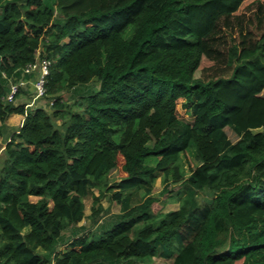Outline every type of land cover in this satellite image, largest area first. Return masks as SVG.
<instances>
[{
  "label": "trees",
  "instance_id": "obj_1",
  "mask_svg": "<svg viewBox=\"0 0 264 264\" xmlns=\"http://www.w3.org/2000/svg\"><path fill=\"white\" fill-rule=\"evenodd\" d=\"M243 2L0 0V137L24 115L0 152V264H264V31H226ZM44 57L51 111L17 101Z\"/></svg>",
  "mask_w": 264,
  "mask_h": 264
},
{
  "label": "rangeland",
  "instance_id": "obj_2",
  "mask_svg": "<svg viewBox=\"0 0 264 264\" xmlns=\"http://www.w3.org/2000/svg\"><path fill=\"white\" fill-rule=\"evenodd\" d=\"M260 5H263V8H264V0H244L243 5L241 6L239 11L237 12L241 17V20L239 21L238 19H235L234 28L226 30L228 33L227 37H228V40L230 43L233 42L231 37H234V38L236 37L235 39L240 38L241 30H243L244 33L251 32L252 35L255 37H259L261 35V33L264 31V13L262 12ZM56 15H57V17H60V13L58 11H56ZM224 67H225V65L222 63L218 68L210 70V71H206L207 77L219 74L221 72V68H224ZM204 75H205V73H204ZM89 86H92L93 88L98 87L97 83L94 85L91 84ZM77 93H79V89H76L75 91L74 90L73 91H67V92H65L64 97L68 101L74 102L75 99L78 97ZM17 101L18 102H26V103L28 101L31 102L30 96L27 94H22L20 97H18ZM39 105L45 107L49 111L52 110L51 103L48 102L45 97L37 100L36 103L32 106L35 107V106H39ZM32 106H29V107H32ZM182 109L184 111L183 113H185L184 115L189 120L192 119L191 116H189L186 113L185 108L182 107ZM17 114H19V113H17ZM15 120L16 119H14V121ZM23 121H24V119L18 123L16 121L14 123H12V122L10 123L9 119H8V121H7L8 126H6V129H5L6 134L4 136L0 137V146H1L0 152L3 150L4 145L6 144L10 133L15 131L19 126H21ZM57 123L59 124L60 121H58ZM226 129H227L228 135L232 141L238 140V138H239L238 135L230 127H227ZM183 159H184V166L186 169V174H189L191 171L190 168L194 167L195 163H197L196 157L193 153H188L186 156L183 157ZM122 163H123V158L120 157L118 167L110 173V180L111 181L118 180L126 174L122 169V166H121ZM164 186H165V182L163 181V173H159V175H158V177L154 183V193L156 195H159L160 191L163 189ZM170 187H171V189L174 190V193H175V191L178 190L179 185L178 184H171ZM95 191H96V193H99L98 189H96ZM171 197H172L171 193H167L165 195L160 196V199L164 203L162 211L166 212V211H169L171 209H175V208L179 207V202L176 199H171ZM197 197H198L199 202H211L212 201V193L210 191L198 192ZM32 199L37 200L38 197L33 196ZM101 202L103 203V205L108 210L107 212L103 213L104 216L102 218V220L106 223L112 213L120 212L121 207L118 203L111 202L109 200L108 195H104L102 197ZM85 203H86V215L87 216L85 217V219L83 220L82 223L86 224L87 227H89V226H91V220L89 218V214L92 212V204H93L92 197H86ZM98 230H100V228H98ZM67 245L68 244L61 245L59 249H63L64 247H67ZM39 251L41 252L42 249H39ZM151 264H173V259H166L164 257L157 256V257H154Z\"/></svg>",
  "mask_w": 264,
  "mask_h": 264
},
{
  "label": "built area",
  "instance_id": "obj_3",
  "mask_svg": "<svg viewBox=\"0 0 264 264\" xmlns=\"http://www.w3.org/2000/svg\"><path fill=\"white\" fill-rule=\"evenodd\" d=\"M51 64V61L44 57L38 62L29 64L27 68L25 69V72H33L37 70L38 76L33 78L32 81H34V90L32 91V96H31V102H27V106H32L36 103L37 100L45 97L47 95V88H46V76L49 73V66ZM29 80L22 78L19 83H14L12 84L11 91L8 94V99L9 100H14L16 97L17 92L19 91L20 86L28 87ZM33 107V106H32Z\"/></svg>",
  "mask_w": 264,
  "mask_h": 264
},
{
  "label": "crops",
  "instance_id": "obj_4",
  "mask_svg": "<svg viewBox=\"0 0 264 264\" xmlns=\"http://www.w3.org/2000/svg\"><path fill=\"white\" fill-rule=\"evenodd\" d=\"M14 119H16L15 121L18 123V122H21L23 119H24V115L22 114H17V113H14L12 114L10 117H9V122L11 123H14Z\"/></svg>",
  "mask_w": 264,
  "mask_h": 264
}]
</instances>
